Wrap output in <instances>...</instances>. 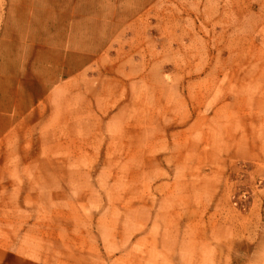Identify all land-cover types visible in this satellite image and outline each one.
Listing matches in <instances>:
<instances>
[{"label":"rangeland","instance_id":"1","mask_svg":"<svg viewBox=\"0 0 264 264\" xmlns=\"http://www.w3.org/2000/svg\"><path fill=\"white\" fill-rule=\"evenodd\" d=\"M90 75L75 114L60 100L59 130L45 115L49 129L13 139V154L48 156L21 164L35 186L13 195V254H229L228 227L249 231L264 208V0H156Z\"/></svg>","mask_w":264,"mask_h":264},{"label":"crops","instance_id":"2","mask_svg":"<svg viewBox=\"0 0 264 264\" xmlns=\"http://www.w3.org/2000/svg\"><path fill=\"white\" fill-rule=\"evenodd\" d=\"M155 2L4 0L0 18V264H67L55 260L54 254H13L12 212L20 207L13 205V195L26 194L23 188L35 186L25 183L28 170L21 164L48 159L43 154H13V146L19 145L13 139L21 131L49 129L44 127L45 115H52L51 129L59 130L60 100H69L67 106L73 105L75 114V103L70 100L87 97L93 55L104 52L114 36L124 34ZM260 172L264 178L262 164ZM254 209L252 205L250 211ZM227 242L229 254H180L179 264H264V208L249 231L241 234L229 226Z\"/></svg>","mask_w":264,"mask_h":264}]
</instances>
